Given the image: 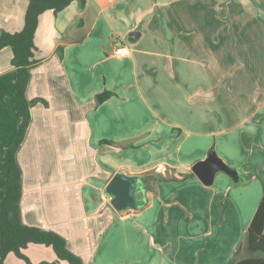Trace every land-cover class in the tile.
Listing matches in <instances>:
<instances>
[{
  "label": "crops",
  "instance_id": "0c3cea01",
  "mask_svg": "<svg viewBox=\"0 0 264 264\" xmlns=\"http://www.w3.org/2000/svg\"><path fill=\"white\" fill-rule=\"evenodd\" d=\"M27 5L0 0V31L21 30ZM34 45L27 97L48 104L31 107L17 152L22 221L64 236L86 264H228L264 192V0H71L39 15ZM11 58L3 47L0 199L20 122ZM210 148L233 175L152 181L139 210L109 203L115 172H186ZM24 253L56 258L41 244Z\"/></svg>",
  "mask_w": 264,
  "mask_h": 264
},
{
  "label": "trees",
  "instance_id": "16d2710c",
  "mask_svg": "<svg viewBox=\"0 0 264 264\" xmlns=\"http://www.w3.org/2000/svg\"><path fill=\"white\" fill-rule=\"evenodd\" d=\"M70 2L71 0H28L22 29L15 32L0 31V50L8 46L12 51L11 64L16 70L14 107L20 118L15 138L4 152L7 171L4 175L5 194L0 199V264H5V258L9 253H13L26 264H57L61 260L68 264H86L79 255L68 248L64 236L54 230L27 225L22 221L20 207L22 170L17 158V152L25 139L31 122V107L37 102L48 104L43 98L29 99L27 97L31 69L37 62L34 58V34L39 15L47 9H52L54 13H57ZM59 49L62 51L61 48ZM100 142L116 143L107 139L100 140ZM131 145L132 143H128L125 146ZM210 151H214L213 148H210ZM149 173L141 174L148 186H151L152 181H181L195 175L192 170L182 172L175 168H172L168 175L154 172H151L153 174L150 175ZM252 174H245L247 181ZM29 244L51 247L56 258L51 261L42 260L33 263L24 253V249ZM228 264H264V192L247 227L245 240L234 250Z\"/></svg>",
  "mask_w": 264,
  "mask_h": 264
},
{
  "label": "water",
  "instance_id": "95a60500",
  "mask_svg": "<svg viewBox=\"0 0 264 264\" xmlns=\"http://www.w3.org/2000/svg\"><path fill=\"white\" fill-rule=\"evenodd\" d=\"M137 32L130 33V39H134ZM110 92L105 90L96 94L98 102L104 101ZM191 170L204 183L212 181L213 174L217 170H224L231 175L234 169L225 165L214 151H210L205 159L195 162ZM151 187L143 180L141 174H127L121 170L115 172L105 186V194L111 206L118 212L127 210H139L148 202V193Z\"/></svg>",
  "mask_w": 264,
  "mask_h": 264
},
{
  "label": "built area",
  "instance_id": "2783aa9c",
  "mask_svg": "<svg viewBox=\"0 0 264 264\" xmlns=\"http://www.w3.org/2000/svg\"><path fill=\"white\" fill-rule=\"evenodd\" d=\"M128 52H129L128 47L125 44L121 43V42L116 44V46L114 47V54L116 56L122 57V56L127 55Z\"/></svg>",
  "mask_w": 264,
  "mask_h": 264
},
{
  "label": "rangeland",
  "instance_id": "374dc122",
  "mask_svg": "<svg viewBox=\"0 0 264 264\" xmlns=\"http://www.w3.org/2000/svg\"><path fill=\"white\" fill-rule=\"evenodd\" d=\"M234 252V251H233ZM233 255V254H232ZM24 263V262H23Z\"/></svg>",
  "mask_w": 264,
  "mask_h": 264
}]
</instances>
